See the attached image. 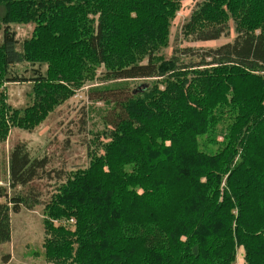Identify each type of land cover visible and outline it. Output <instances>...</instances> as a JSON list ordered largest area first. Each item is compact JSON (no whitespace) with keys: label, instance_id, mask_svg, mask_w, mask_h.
<instances>
[{"label":"trees","instance_id":"obj_1","mask_svg":"<svg viewBox=\"0 0 264 264\" xmlns=\"http://www.w3.org/2000/svg\"><path fill=\"white\" fill-rule=\"evenodd\" d=\"M178 1L0 0V140L11 123L40 121L58 82L66 94L98 81L88 94L106 107L89 166L56 174L43 214L50 264H236L239 250L245 264H264V0H202L188 35L230 36L229 16L237 35L190 66L158 56ZM28 24L34 34L19 51L12 26ZM22 62L38 69L34 105L20 115L2 88L25 80L11 72ZM144 79L157 83L129 92ZM48 164L14 146L10 190ZM35 197H8L0 184V245L11 241V214Z\"/></svg>","mask_w":264,"mask_h":264},{"label":"rangeland","instance_id":"obj_2","mask_svg":"<svg viewBox=\"0 0 264 264\" xmlns=\"http://www.w3.org/2000/svg\"><path fill=\"white\" fill-rule=\"evenodd\" d=\"M179 2L180 4L176 6L178 11L175 12L171 25L169 46L159 51V57L171 59L172 56H176L185 63V66L197 65L201 62L205 51L216 49L235 39L236 24L233 22V17L229 16L226 25L230 36H223L216 41L195 40L194 35H188L184 26L190 23L192 14L202 0H179ZM34 29L33 24L12 26L19 41V51L22 49L23 42L29 40L34 34ZM176 51H178L177 54ZM33 69H38V66L33 67L23 62L14 65L11 72L22 78L21 81L25 80L18 83H5L2 88L6 105L10 110L18 111L20 115L27 106L34 105L35 82L33 79L37 74L34 75L35 70ZM42 70V73L46 74L47 69L43 67ZM80 83L81 85L77 87L70 86L71 92L59 94L60 87L64 83L58 82L55 90H50L52 100L44 112L46 115L39 122L36 121L31 126L29 125L28 128L18 127L11 123L6 138L0 140V184L7 190L8 197L28 195L32 189L37 195L36 203L32 208L22 207L20 213L11 214V241L0 245V264H50L45 257L44 250L46 234L43 214L47 201L59 184L56 182L58 179H55L56 174L60 172L64 177V173L68 175L87 168L90 163L88 148L97 149L105 137L102 132H105L106 128L101 121L102 112L106 108L105 104L93 101L88 94L90 89L101 84L91 80L80 81ZM154 83H157L155 79L132 81L128 83L129 92L137 93ZM114 85L118 84L110 83L106 86ZM61 97L67 98L59 102L58 99ZM19 143H26L34 158L47 156L49 164L47 174H43L41 179L32 182L27 188L10 190L9 158L13 147ZM0 202L3 203L4 199H0ZM241 253L239 250L236 264H245Z\"/></svg>","mask_w":264,"mask_h":264},{"label":"crops","instance_id":"obj_3","mask_svg":"<svg viewBox=\"0 0 264 264\" xmlns=\"http://www.w3.org/2000/svg\"><path fill=\"white\" fill-rule=\"evenodd\" d=\"M9 262V261H8Z\"/></svg>","mask_w":264,"mask_h":264}]
</instances>
